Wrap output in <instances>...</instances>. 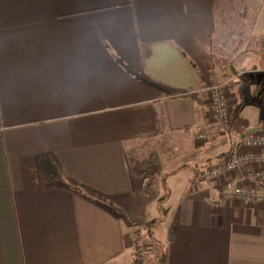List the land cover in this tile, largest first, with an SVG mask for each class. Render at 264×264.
Returning a JSON list of instances; mask_svg holds the SVG:
<instances>
[{"label":"crops","instance_id":"crops-1","mask_svg":"<svg viewBox=\"0 0 264 264\" xmlns=\"http://www.w3.org/2000/svg\"><path fill=\"white\" fill-rule=\"evenodd\" d=\"M214 11V0H0V264H132L137 228L159 222L145 176L163 164L177 184L160 240L167 264H264V204L213 209L221 183L193 181L237 152L233 111L211 134L209 81L226 74ZM260 43L246 51L255 112ZM240 64L229 63L231 110L233 86L246 85ZM68 179L94 200L62 187Z\"/></svg>","mask_w":264,"mask_h":264},{"label":"rangeland","instance_id":"rangeland-1","mask_svg":"<svg viewBox=\"0 0 264 264\" xmlns=\"http://www.w3.org/2000/svg\"><path fill=\"white\" fill-rule=\"evenodd\" d=\"M214 18L215 24L218 28V33L215 39L218 46L217 53L218 55H222V60L226 63L224 69L226 74H222L220 81H216L215 78H212L209 81V86L214 83L223 86L224 93L229 100V103H231L230 98H228L229 89L232 85V76L229 74V63L238 60L242 64L237 67L236 71L241 73V79L246 81V85L242 91L237 89L236 86H233V91L236 92L235 99L238 103V105H235V101L232 99L233 104L231 111L236 115L235 121L237 122L234 127L236 132L234 139H236L235 142H237L250 134L264 132V107L258 105L259 107L256 108L257 112H255L252 106H256V103L248 105L247 102H244L249 100L248 94L251 87L254 96H258V86H254L252 82H249V80L253 81L257 75L253 72L252 66L248 65L252 58L246 54V51L249 49L251 50V48L254 47L258 50L261 49L260 42L264 37L260 39L258 44L255 41L256 39L252 38L251 34L254 37L261 34L264 35V32H261L264 31V0H216ZM254 69H259V67H254ZM212 80H214V82ZM255 97L254 99H256ZM208 98L210 99L213 121V105L211 97L208 96ZM242 107L245 108L240 112ZM211 124H213V122ZM240 127L241 130H239ZM215 135L219 136V134ZM209 140L210 139L200 141L208 142ZM171 169L172 165L169 166V164H163L159 169L154 171V176H149V174H146L147 172L145 173V178L149 177V181L147 182L149 188L152 191L155 190V188L157 190V201L148 208V212L150 214L155 213L159 222L151 224L146 223L141 226L142 228H137V237L133 240L135 258L132 264H159L165 254L166 249L165 245H163L165 241H162V244L160 243V240H163V233H166V230L164 231L163 228L170 219L171 214L169 211H171L175 205L171 204L174 200V196H171L172 191L175 193L177 190V184H174L173 178L169 176L172 173ZM178 179L179 182H181V178ZM259 187H261V185H259ZM149 198L151 197L149 196ZM209 205L211 206V204ZM159 228H161V230H158Z\"/></svg>","mask_w":264,"mask_h":264},{"label":"built area","instance_id":"built-area-1","mask_svg":"<svg viewBox=\"0 0 264 264\" xmlns=\"http://www.w3.org/2000/svg\"><path fill=\"white\" fill-rule=\"evenodd\" d=\"M223 88L214 83L208 92L214 111L213 135H221L232 123L231 106ZM210 137L209 133H202L198 139L208 140ZM236 150V153L226 155L218 164L197 172L193 178L194 184L199 181L221 183L220 195L207 199L213 208H223L232 200L247 205L264 204V193L259 187L264 186V132L253 133L241 139L236 144ZM253 167L257 168L254 170ZM243 170L246 171L242 173ZM240 173L239 178L232 177ZM250 180L258 185H249L247 182Z\"/></svg>","mask_w":264,"mask_h":264},{"label":"trees","instance_id":"trees-1","mask_svg":"<svg viewBox=\"0 0 264 264\" xmlns=\"http://www.w3.org/2000/svg\"><path fill=\"white\" fill-rule=\"evenodd\" d=\"M216 0H214V5H215ZM128 72H130L132 75H134L142 84L153 88L155 90L164 92L168 95H175V91L171 90L170 88H168L167 86H164L162 84H159L157 82H155L154 80H152L150 77L146 76V75H141L138 73H135L131 70H128ZM65 184V186L62 187H67L70 188V190L78 195L84 196L89 200H94L93 195L96 194V192L94 190H92L91 188H88L86 186H81V185H77L76 182L68 179V183L62 182ZM70 184V185H68ZM159 264H167V254L165 252V254L163 255L161 261Z\"/></svg>","mask_w":264,"mask_h":264}]
</instances>
